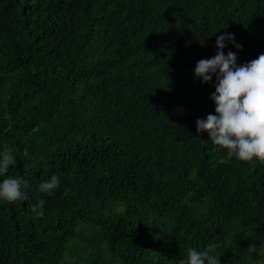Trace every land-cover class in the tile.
<instances>
[{
	"label": "trees",
	"instance_id": "1",
	"mask_svg": "<svg viewBox=\"0 0 264 264\" xmlns=\"http://www.w3.org/2000/svg\"><path fill=\"white\" fill-rule=\"evenodd\" d=\"M226 32L237 64L264 53V0H0V182L29 185L0 200V264H179L209 243L254 262L264 165L220 164L196 132L215 76L194 68Z\"/></svg>",
	"mask_w": 264,
	"mask_h": 264
},
{
	"label": "clouds",
	"instance_id": "2",
	"mask_svg": "<svg viewBox=\"0 0 264 264\" xmlns=\"http://www.w3.org/2000/svg\"><path fill=\"white\" fill-rule=\"evenodd\" d=\"M226 41L238 50L242 49L233 33H223L216 38V54L200 59L194 68V77L199 78L202 84L213 82L215 76V91L210 96L215 104V114L209 113L206 119H197L196 132H207L212 151L225 153L218 157L220 164L235 159L253 167L264 165V53L237 64L236 52L225 54L223 51L227 47ZM15 157L7 146L0 151V176H6L9 166L15 164ZM60 183V177L53 174L39 184L38 191L51 195ZM28 187V182L21 178H4L0 182V200L9 203L25 200L27 195L22 188ZM67 194L65 190L64 195ZM44 203V200H39L32 205L35 217L43 216ZM216 249L215 243H209L202 251L188 248L186 258L179 264H221ZM247 251L264 256V241H260L259 247L251 243Z\"/></svg>",
	"mask_w": 264,
	"mask_h": 264
},
{
	"label": "rangeland",
	"instance_id": "3",
	"mask_svg": "<svg viewBox=\"0 0 264 264\" xmlns=\"http://www.w3.org/2000/svg\"><path fill=\"white\" fill-rule=\"evenodd\" d=\"M259 247V244H256ZM252 264H264V256H256L254 258V262Z\"/></svg>",
	"mask_w": 264,
	"mask_h": 264
}]
</instances>
